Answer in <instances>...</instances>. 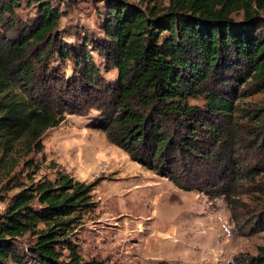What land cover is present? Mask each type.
<instances>
[{"label":"trees","instance_id":"trees-1","mask_svg":"<svg viewBox=\"0 0 264 264\" xmlns=\"http://www.w3.org/2000/svg\"><path fill=\"white\" fill-rule=\"evenodd\" d=\"M93 1L98 35L68 44L62 1L0 0V264H104L73 238L97 181L59 169L35 179L32 158L47 130L91 111L90 127L131 161L223 200L238 233L264 231V104L246 100L264 90V0ZM23 7L34 16L17 24ZM233 263L264 264V247Z\"/></svg>","mask_w":264,"mask_h":264},{"label":"rangeland","instance_id":"rangeland-1","mask_svg":"<svg viewBox=\"0 0 264 264\" xmlns=\"http://www.w3.org/2000/svg\"><path fill=\"white\" fill-rule=\"evenodd\" d=\"M53 1H62L58 31L65 43L98 35L100 3ZM16 13L17 24L34 16L26 7ZM90 53L99 62L97 54ZM51 65L61 76L72 73L69 60L53 59ZM99 65L105 79L114 78L115 70ZM246 100L264 104V90ZM92 114L66 116L43 135V152L31 156L40 168L35 179H51L59 169L80 182L97 181L96 209L73 234L84 259L93 257L104 264H232L235 257L254 256L264 247L260 226L249 233V225L243 224L238 233L223 200L210 202L203 195L179 190L131 161L103 132L90 127ZM4 206L0 200V212Z\"/></svg>","mask_w":264,"mask_h":264}]
</instances>
